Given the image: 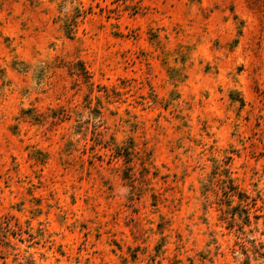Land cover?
<instances>
[{"label": "rangeland", "instance_id": "1", "mask_svg": "<svg viewBox=\"0 0 264 264\" xmlns=\"http://www.w3.org/2000/svg\"><path fill=\"white\" fill-rule=\"evenodd\" d=\"M0 264H264V0H0Z\"/></svg>", "mask_w": 264, "mask_h": 264}, {"label": "trees", "instance_id": "2", "mask_svg": "<svg viewBox=\"0 0 264 264\" xmlns=\"http://www.w3.org/2000/svg\"><path fill=\"white\" fill-rule=\"evenodd\" d=\"M239 198L243 201V199H242L243 197H239Z\"/></svg>", "mask_w": 264, "mask_h": 264}]
</instances>
